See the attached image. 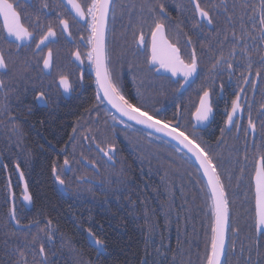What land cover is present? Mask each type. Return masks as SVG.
<instances>
[{"label": "trees", "instance_id": "16d2710c", "mask_svg": "<svg viewBox=\"0 0 264 264\" xmlns=\"http://www.w3.org/2000/svg\"><path fill=\"white\" fill-rule=\"evenodd\" d=\"M205 2L201 0L202 5H207ZM215 2L219 0L210 1ZM210 27L208 35L199 29L196 36L199 73L192 85L194 93L180 95L173 82L146 67V59L136 55L141 52L133 54V36L120 28L117 40L108 41L107 47L112 49V69L125 95L137 105H146L150 112L160 109L158 119L167 121L178 114L173 126L178 122L182 131L190 133V115L199 97L204 90H217L223 80L219 72L225 68L213 69V62L221 53L229 57L231 35L221 48L223 31L216 34L217 28L224 29L223 15L215 28ZM241 64L237 60L236 65ZM177 98H188V103L180 108ZM96 105L87 90L82 99L60 109L35 110L30 116L32 126L21 128L0 103V264H41L38 247L48 231L53 235L51 245L45 243L49 264H202L211 213L199 168L171 141L117 116L113 120L115 115L108 108ZM83 136L88 139L82 141ZM93 136L104 147L115 145L113 164L92 148ZM195 138L216 154L229 200L227 234H240L250 241L251 264H264V235L258 239L259 257L251 245L255 230L254 149L243 155L236 141L227 146L206 131ZM65 158L68 172L63 169ZM90 161L96 162L97 172ZM15 165L23 172L30 204L23 198ZM54 166L68 188L66 195L56 186ZM10 191L16 219L28 226L24 229L11 223ZM232 228L239 231L233 233ZM88 229L104 241L103 255L96 256L88 243ZM34 237L38 238L36 251L31 246ZM232 245L228 238L224 259L229 264H246V256L231 254Z\"/></svg>", "mask_w": 264, "mask_h": 264}, {"label": "snow or ice", "instance_id": "6c2138e0", "mask_svg": "<svg viewBox=\"0 0 264 264\" xmlns=\"http://www.w3.org/2000/svg\"><path fill=\"white\" fill-rule=\"evenodd\" d=\"M192 4V18L196 19L195 28L201 29L212 26L215 28L216 23L219 21L221 15L224 18V29H216V34L220 35L223 31V40L220 41L221 48L225 42L229 41V33L231 35V45L229 49V56L232 59L224 57L223 53L215 59L212 64L213 69L226 68L227 70H235L237 60L246 61V71L248 75L241 74L243 82L248 84L249 77L253 74L254 64H258L259 67L255 69V76L260 77L264 72V50H261V46L264 45V0H259V4L250 3V0H232L229 4V0H219V2L209 3L202 5L201 0H190ZM25 6H32L33 0H24ZM67 4L71 5L75 15L72 17L73 23H80L83 21L87 25V31L89 35L85 38L86 43L89 46L86 53L87 60L90 62V67L95 72V84H96V100L99 103H103L105 100L112 105L122 116L127 117L131 121H135L137 124L144 125L149 129H154L158 133H163L168 137H171L183 146L188 153H191L195 157V160L199 164V170L203 171L204 177H206V185L204 188L205 195L209 201V210L211 213L210 222V237L209 241L205 245V254L202 257V264H229L224 259L226 257V237L230 227L229 218V200L225 190V184L221 179V173L218 171V165L216 161V154L211 151L206 145L202 146L197 142L194 134H186L185 131H181V125L177 122L173 126L174 120L178 119V114L173 115V119L165 121L163 118L158 119L160 116V109H156L152 112L146 110V105L143 103L137 105L131 99H129L122 88L121 81L118 75H114L111 67V57L106 45V28L110 13L115 18V4L114 0H84L83 3L80 0H67ZM20 7L19 0L16 3L9 2V0H0V16L3 17V27L6 31V35L0 36V40H5L9 44L17 43L20 41H31L34 37V32L29 31L22 23L21 12L17 10ZM179 8V6H177ZM145 10L148 16L145 17L143 13ZM39 11L43 13L45 17L55 15L56 26L61 28L62 33H67L71 36L70 23L66 18H61L64 14L56 12L55 8L44 0L41 3ZM141 16L137 22L138 34L133 32V38L138 49H147L148 40L144 28L147 27L150 33V57L147 63L150 66L159 65L166 71H170L172 76L182 75L184 83L180 84V88H183L185 84L189 82V78L197 73L199 67V57L197 56L196 48L193 45L191 36L185 34L184 42L186 45H193L188 59H184L181 55V49L178 46L180 43V36L176 34L175 43L169 39V35L166 31L165 21L169 19L170 13L164 2L156 0L152 3L151 0H147L146 3L140 6ZM215 13V15L213 14ZM40 17L37 16L35 29L43 30V25L39 22ZM237 23L239 25V32H237ZM57 36L56 28L53 26V22L49 20L47 24V30L42 31L39 40L36 43V49L40 50L41 46L47 47L48 43L52 41V38ZM17 43V47H19ZM252 49L257 50V59H253ZM77 60H81V54L79 51L74 53ZM81 63L83 61L81 60ZM53 64V53L49 48L47 56L43 57V69L50 70ZM10 71L9 63L5 59L2 52H0V89L6 88V79H11L8 75ZM50 74V73H49ZM83 79V77H81ZM58 87H62L65 92L69 91L72 87L69 79L65 75H60ZM221 87H223L221 85ZM255 89V84H253ZM244 90L241 88L240 92L236 93V98L232 101L231 111L227 113V124H234V117L238 112H243V106L240 103L241 93ZM102 93V95H101ZM37 103H46L45 93L40 92L36 96ZM95 107V106H94ZM248 129L251 130L253 136L256 133V122L252 118V105L248 104ZM212 112L210 104V92L208 90L203 91V95L200 96L199 107L196 108L193 114L196 121H205L208 119L209 114ZM261 117V127L264 129V103H261L257 112ZM117 119L113 116V120ZM237 131H239V125H236ZM248 129H245L246 133ZM76 129L73 128V132ZM91 131V129H89ZM224 129H221L223 135ZM151 135V133H150ZM88 139V137H85ZM95 144V148L98 153L107 157L108 161L113 159L115 151V145L108 143L106 147L102 146V142H96L95 136L91 138ZM261 140L264 141V132L261 134ZM255 143V141H254ZM175 147V145L173 146ZM177 151H180L177 148ZM257 151L259 152V159L255 162V231L257 237L264 235V142L257 145ZM247 159V157H246ZM93 166L96 165L95 161H90ZM64 164L68 165L67 158L64 160ZM17 169L19 165L16 166ZM70 170V169H68ZM243 171V169H241ZM53 173H56L55 166L53 167ZM21 179L23 178V172L20 173ZM57 181L64 185V181L60 179L59 175H56ZM231 177L229 176V180ZM24 200L31 201L32 197L27 191V184L24 186ZM11 218L15 220L19 225L20 221L16 219L15 209L10 212ZM38 223V222H33ZM49 224L51 221L48 222ZM27 227V226H25ZM233 233H237V228H232ZM88 234L92 237V245L96 248L98 255H103L106 248L104 241L99 239L92 233L91 229H88ZM37 237H34L31 246L34 251L37 250ZM53 241V235L50 231L46 232L45 238L39 243L38 252L42 256L41 264H49L48 257L45 252V243L51 245ZM257 246V256L261 255L259 251V240H255ZM232 250H235V245H232ZM243 252L244 249L242 248ZM251 248H249V253ZM21 256L23 252L21 251ZM248 262L251 264V256L248 257Z\"/></svg>", "mask_w": 264, "mask_h": 264}, {"label": "flooded vegetation", "instance_id": "af4514ba", "mask_svg": "<svg viewBox=\"0 0 264 264\" xmlns=\"http://www.w3.org/2000/svg\"><path fill=\"white\" fill-rule=\"evenodd\" d=\"M210 1L206 0L205 3L209 4ZM9 2L16 3V0H9ZM42 2H44V0H33L32 6L29 7L25 6L24 0H19L20 7L17 8V10L21 12L22 23L28 27L29 31L34 32L35 38L33 40L17 42L20 45L19 47H17V43L9 44L5 40H0V52L3 53L5 59L9 63L10 71L8 75L11 77V79H6V84L8 86L6 88L0 89V103L4 112H11L10 118H13V120H15L18 126L21 128H24L25 125L32 126V118H30V116L34 114L35 110L37 111L40 109L42 111L44 110L46 112H50L60 109L69 102H75L82 99L87 90H90L94 95V103L97 104L96 108H101V106L107 108L104 103H99L96 100L95 73L90 67V62L87 60L86 56L89 47L85 39L89 35L88 31L86 30L87 25L83 21L80 23H73L72 17L75 15V13L72 10L71 5L67 4V0H46L50 7L55 8L56 12L64 14L61 18H66L69 20V31L71 32V36H68L67 33H62L61 28L56 26L57 17L54 14L45 17L43 13L39 11ZM80 2L83 3L84 0H80ZM146 2L147 0H114V4L116 6L115 18H113L112 14L110 13L106 28V45L108 41L109 43H114L117 40L118 31L122 27L127 30L130 36H133V32H137L138 34L137 22L139 17L142 15L140 6ZM151 2L155 3L156 0H151ZM161 2L165 3L166 7L168 8V12L170 13L169 19L165 21L166 31L169 35V39L175 43V36L176 34H179L180 43L178 46L181 49V55L187 60L193 45L195 46L197 52L198 46L196 36L199 29L195 28L194 25L196 24V19H198V17L195 19L192 18V4L190 0H161ZM231 3L232 0H229V4ZM250 3L258 5L259 0H250ZM177 6H179V8ZM143 15L145 17L148 16L146 10ZM37 16L40 17V24L44 26L42 31L47 30V24L49 20H51L57 32V36L52 38V41L48 43V46H41L40 50L36 49V43L42 34L41 30L35 29ZM202 30H205L208 35L211 27L209 26L202 28ZM144 31L146 34V39L148 40V47L147 49H138L133 38V54H136L138 51L141 52L142 54L137 53L136 55L140 57L143 56L144 59H146V67L151 70L153 74L167 78L170 80V82H173L172 85L175 86V92L177 95L185 92L193 94L194 92L192 85H194L198 76L199 67L197 71L198 73L193 81L190 82L183 89V91H179L180 84L184 82L182 75L174 76V78H176L175 80H173L172 76L170 75H158L155 72L156 66L150 67L147 63L151 52L150 33L148 32L147 27L144 28ZM185 34L192 37L193 45L185 44ZM3 35H6V31L3 27V17L0 16V36ZM203 44H206V42ZM49 48H51L53 53V64L50 70H45L43 69V57L47 56ZM111 50V48H108L109 55ZM261 50H264V45L261 46ZM77 51L80 52L83 63H81V60L76 59L74 53ZM252 51L253 59L255 60L257 59V50L252 49ZM228 59H232V57L229 56ZM241 61L242 64L240 66L236 65L235 70H227L225 68V70L219 72L223 80L218 83L217 90L209 91L210 104L212 108L211 119L208 121H196L193 114L198 107V102L200 99L199 97L195 108L190 115V133L187 129L183 131H185L186 134L194 135L202 134L204 131H206L209 135L212 133V135L218 136L220 140L224 141L227 146H229L230 143L236 141L240 144V152L243 155H246V153L250 154L249 150L254 149L253 157L256 162L259 159L257 145L264 142L261 140V134L264 132V129L261 127L262 118L257 114L260 104L264 103V72H262L259 78L256 77L254 73L256 67H259V65L254 64L253 74L249 77L250 82L245 84L241 74L243 73L244 75H248L246 71V61ZM60 75L67 76L72 85L71 89L67 92H65L62 87H58ZM224 75H228V77H223ZM81 77H83V79H81ZM253 84H255V89H253ZM221 85L223 87H221ZM241 88L244 91L241 93L240 103L242 104L244 110L243 112H238L234 117V124H227V113L231 111L232 101L236 98V93L240 92ZM40 92L45 93L46 103H37L35 98ZM202 95L203 93L201 96ZM176 101L179 103V107L183 108L184 104L188 103V98H177ZM249 103L252 105V118L256 122L255 136H253L251 130L248 129L247 106ZM218 115L221 117H216ZM215 117L218 120V125L215 124L216 120L214 122ZM236 125H239V131H237ZM14 129L16 130V128ZM221 129H224L223 135L221 134ZM245 129H248L247 133ZM81 139L82 141H85V136L81 137ZM92 148L95 149V146L92 145ZM16 166L17 165H15V170L17 169ZM65 167L66 166L63 163L64 171L68 172L69 166L67 170ZM18 169L20 170V168ZM95 169L97 170L96 166ZM254 173L255 164L251 181L253 179ZM254 203L255 201L253 199V213L255 223ZM253 236L254 241L251 242V245H253V252L257 253L255 240L259 239L262 235L257 237L256 231L254 230ZM228 238L229 241L235 245L234 251L232 250V247H229L231 254L234 255L236 252H238L240 255L246 256V264H249L248 257L251 254V252L249 253L250 241L246 242V238L241 237L240 234H227L226 244L228 242ZM236 245H238V249ZM242 248L244 249L243 252L241 251ZM254 264L258 263L255 262Z\"/></svg>", "mask_w": 264, "mask_h": 264}, {"label": "water", "instance_id": "95a60500", "mask_svg": "<svg viewBox=\"0 0 264 264\" xmlns=\"http://www.w3.org/2000/svg\"><path fill=\"white\" fill-rule=\"evenodd\" d=\"M150 54H151V52H150ZM149 66H150V65H149ZM155 66H156V70H155L156 74H158V75H170V76H172V74H171L169 71H165V70H163L162 68H159V65H155ZM150 67H153V66H150ZM94 73H95V72H94ZM196 75H197V73L194 74L192 77H190V78H189V82H188L187 84H185V86H184L183 88H180L179 91H183V89H184V88H185L190 82L193 81V79L196 77ZM172 79L175 80L176 78H174V76H172ZM183 83H184V82H183ZM101 95H102V93H101ZM199 103H200V100H199V102H198V107H199ZM104 104H106V106H107V107H108V108H109V109H110V110H111L116 116H118L119 118H121V119H123V120H126V121H128V122H130V123H132V124H135V125H137V126L143 128V129H145V130H148V131H150V132H152V133H155V134H157V135H159V136H161V137H163V138H165V139L171 141V142L174 143L175 145H177L180 149H182L185 153H187V154L191 157V159L194 161V163H195V164L197 165V167L199 168V164H198V162L195 160V157L192 156L191 153H188L186 149H183V146H182V145H179L177 141H175V140L172 139L171 137L166 136V135L163 134V133H158V132H156L154 129H149V128H147V127L144 126V125L137 124L135 121H131V120H129L127 117L122 116L119 112H117V110H116L115 108L112 107L111 104H109V103L107 102V100L104 101ZM210 119H211V113L209 114L208 119L205 120V121H208V120H210ZM111 155L114 156V155H115V151H114V153H111ZM106 159H107V158H106ZM107 161H108V159H107ZM108 162L113 163V160L108 161ZM67 169H68V166H66V170H67ZM94 169H95V168H94ZM95 170H96V169H95ZM16 172H17V176H18V178H19V181H20V183H21V185H22L23 193H24V186H25V184H26V183H25V180H24V178L21 179V177H20V173H21V172H20L19 169H16ZM200 172L202 173V176H203V178H204V180H205V182H206V177H204V175H203V171L200 170ZM54 175H55V173H54ZM254 176H255V173H254V175H253V179H252V182H253V188H254V201H255V180H254ZM56 185H57V187H58V189L60 190L61 193L65 194V195L67 194L66 191H65V186H64V185H61L57 180H56ZM11 199H12V197H11ZM28 203H29V201H28ZM254 206H255V203H254ZM12 209H13V208H12ZM12 209H11V210H12ZM11 222H12L13 226H14L15 228H17V229H23V228H25V226L17 225L16 222H15V220H13L12 218H11ZM86 238H87L88 243L90 244V246L93 247V248L96 250V248L92 245V237L88 234V232L86 233ZM96 252H97V250H96ZM97 255H98V254H97Z\"/></svg>", "mask_w": 264, "mask_h": 264}, {"label": "bare ground", "instance_id": "6f19581e", "mask_svg": "<svg viewBox=\"0 0 264 264\" xmlns=\"http://www.w3.org/2000/svg\"><path fill=\"white\" fill-rule=\"evenodd\" d=\"M130 40H131V39H130ZM125 121H126V120H125ZM126 122H128V121H126ZM129 123H130V122H129ZM131 124H132V123H131ZM134 125H135V124H134ZM113 163H114V161H113ZM20 172H21V171H20ZM17 177H18V176H17ZM23 178H24V177H23ZM18 179H19V178H18ZM24 180H25V179H24ZM19 182H20V181H19ZM96 256H98L97 253H96Z\"/></svg>", "mask_w": 264, "mask_h": 264}]
</instances>
